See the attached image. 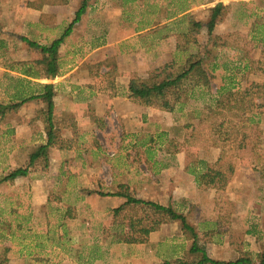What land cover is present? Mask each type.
<instances>
[{
	"label": "rangeland",
	"instance_id": "obj_1",
	"mask_svg": "<svg viewBox=\"0 0 264 264\" xmlns=\"http://www.w3.org/2000/svg\"><path fill=\"white\" fill-rule=\"evenodd\" d=\"M83 1L63 4L61 0H0V104L22 102L41 93L40 84L55 81V77L41 79L22 74L29 66L41 75L46 70L36 65L45 55L22 38L51 45L68 28ZM110 1L122 15L120 28L128 33L143 32L134 40L141 49L134 72L146 75L157 65L173 60L183 64L187 53L177 48L186 41L183 35L190 27V17L203 24L196 27L194 43L203 64L216 65V70L209 71L215 87L230 81L245 89L249 83L264 82V0ZM218 3L226 9L209 34L205 24L211 19V8ZM46 23L54 28L53 32L41 33ZM168 25L172 27L168 36L159 46L151 45L157 33H166ZM105 32L87 33L91 47L106 45V39L98 37ZM113 54L111 50L100 59L83 62L88 54L81 52L79 58L85 65L129 64L127 57ZM57 55L48 58L55 60ZM119 77L121 82L123 73ZM80 86L84 87L82 92L74 90V94H69L67 87L61 95L54 90L59 99L52 100L56 126L48 169L40 159L27 177L0 184V264H81V260L102 264L101 260H114L118 253L126 256L125 262L136 258L140 252L127 250L118 239L138 236L130 233L129 226L138 227L137 222L144 216L151 214L148 219L152 220L156 216L142 206L129 205L114 217L113 209L126 199L104 195L112 193H128L137 199L174 206L197 229L199 245L213 258L228 261L264 252V180L260 167L236 159L229 150L218 165L227 170V163L234 164L228 185L223 190H206L198 185V174L194 173H200V161L215 163L219 149L210 148L209 142H197L179 147L172 155L164 151L169 139L184 141L188 126L197 122L194 113L202 108L201 101H189L182 111L173 113L146 106L112 110L117 102L108 97L109 88L104 91L92 86L98 106H105L100 113L93 107L83 110V104L77 106L75 99L88 93L85 84ZM123 87L121 92L126 91ZM257 104L264 111L263 101ZM47 109L46 103L31 100L0 118V176L28 166L30 154L47 143ZM261 127L264 136V115ZM176 180L188 194L186 201L175 195ZM164 222L161 230L141 238L145 242L159 236L175 238L181 246H191L177 223ZM220 237L232 243L215 244L213 240ZM170 242L165 241L159 250L163 264H170L166 260L173 259V248L180 246Z\"/></svg>",
	"mask_w": 264,
	"mask_h": 264
},
{
	"label": "trees",
	"instance_id": "obj_2",
	"mask_svg": "<svg viewBox=\"0 0 264 264\" xmlns=\"http://www.w3.org/2000/svg\"><path fill=\"white\" fill-rule=\"evenodd\" d=\"M68 0H61L66 4ZM88 1L84 0L80 9L76 12L75 18L68 28L63 32L60 38L54 40L51 45H42L33 42L27 38H22L30 47L37 48L45 57L36 65L45 67V74L34 71L30 66L28 70H23L22 74L26 77L52 79L58 76V67L55 60L48 56L56 54L71 34L72 28L77 24L81 17L86 13ZM54 3V2H53ZM226 9L223 3H218L211 8V19L205 24L209 34L213 33L219 19ZM189 29L185 32V42L178 46L177 50L181 53H187L183 64H175V60L154 68L146 75L133 73L128 86L129 98L142 106L153 107L164 112L173 113L182 111L189 101H201L203 106L195 111L197 120L185 135L183 142L169 139L165 147V153L172 155L173 152L183 145L193 146L200 142L210 143V148L219 149V157L215 163L201 162L200 173L197 183L203 189L223 190L228 185L229 179L235 172V166L227 163V170L218 167L228 151L231 150L236 159L247 161L251 165L260 167V175L264 180V147H263V129L261 127L264 111L258 107V100L264 103V82H252L245 89L237 88L233 82L227 81L222 86L215 87L211 81L209 71L216 70V65L203 64V57L198 54V46L194 43L196 27H202L203 24L195 22L189 17ZM195 49V50H193ZM256 65V64H255ZM108 88H113V82L108 79ZM41 93L33 94L24 98L22 102H14L7 105L0 104L1 120L6 112L18 109L23 103L31 100H38L46 103L47 115L44 119L45 129L47 131L48 141L40 145L29 156V164L26 167H19L7 174L0 176V184L13 182L19 178H25L30 173V168L40 159L43 165L48 169L50 147L53 145L54 128L56 126L52 100L55 97L53 84H40ZM215 89V92H213ZM208 146V147H209ZM126 199V202L113 209V215L116 217L127 206H142L156 216V220L148 219L151 216H144L137 222L138 227L131 224L130 233H138V236H120L119 243L141 244L145 240L141 237L154 233L162 227L165 219L177 223L187 241L192 244L188 250L184 251V257L178 261V264H264V252L256 255L247 254L239 256L233 260H217L209 256L207 251L199 245V234L197 229L189 224L187 216L179 212L172 205H163L155 201H145L132 197L128 193L104 194ZM147 217V218H146ZM145 220V221H144ZM140 234V235H139Z\"/></svg>",
	"mask_w": 264,
	"mask_h": 264
},
{
	"label": "crops",
	"instance_id": "obj_3",
	"mask_svg": "<svg viewBox=\"0 0 264 264\" xmlns=\"http://www.w3.org/2000/svg\"><path fill=\"white\" fill-rule=\"evenodd\" d=\"M109 1L110 0H92L89 3V11L88 12L86 11V13L81 17V20L73 26L71 34L65 39V41L59 48L58 52L54 54V55L58 54L57 56H54L53 58L55 59V64H57L59 73H58V76L55 77L56 78L55 81L52 80L51 83L54 84L55 92L58 93L59 95H61V91L64 89V87H67L69 89V94H74L76 90L78 93L82 89H84V87H81L80 85L85 84L86 86L85 89L88 91V93L85 96H80V97H77V99H75L77 106L79 104H83L81 105L83 110L85 109L89 110L93 107V109H96L97 111H100V113H103L105 106L101 105V108L98 106V103H97L98 100H95L97 98H96V95L94 94L96 92L92 90L93 89L92 86L96 87L97 89H104L105 91V89H107V85L109 81L108 79H110V81L113 82L114 87L112 89L111 88L108 89L107 91L109 95L108 97L112 98L113 100L117 102L114 108H111V109L112 110L121 109L122 111H128L130 109L138 110V109H141L140 107L142 105H139L133 102L129 98L128 86L130 83L131 75L133 73H137V72H134L137 70L135 63L136 61H138L136 60V58L138 56V52L141 50L139 48L140 44L137 43V41L135 42L134 40L138 39L139 35H141V33L143 32L133 33L134 32L133 31V32L128 33L123 28H120L121 24H120L119 17H122V15L120 14V12H118L119 7L116 4L111 5L110 4L111 1L110 2ZM113 14H115L114 17L112 16ZM110 15L112 17L111 19H109ZM124 25L126 24L124 23ZM163 25H167V24H163ZM159 26H161V24H159ZM50 27L51 26L47 25V23L44 24V26L42 25L41 33L49 32V31L53 32L54 28H50ZM170 29H172V27L169 28V25H168V28L165 29L167 30L165 34L157 33L156 37H154L155 40L151 42V45L159 46L164 40L163 38H166V36H168V31H170ZM103 30L106 31L104 35H101L98 37H101L102 38L101 40L106 39L104 43L106 45L98 46V47H91V44H92L91 39L87 37V33H90L91 31H93L95 34H97ZM61 35H59L58 38H60ZM169 35H170V38H172V36L174 35V33H172V30ZM44 36L46 37L48 35L45 34ZM127 44L130 46H128ZM111 50H113L114 52L113 55L118 56V58L123 59L124 57H127L129 64H86L85 65V64L80 63L81 58H79V56L81 52L88 54L83 59V62H84V61H89L88 58L100 59L102 55L109 54ZM115 51L117 53H115ZM103 59H106V58H103ZM157 67H160V65H157L154 68H157ZM120 73H123V78L121 82L119 80ZM120 83L121 85L122 84L124 85L123 90L125 88L126 90L125 92L120 91L121 90ZM55 98L59 99L58 97H55ZM71 99H74V98H71ZM201 162L211 163L210 161L205 160V161H200L198 164H200ZM176 174H178V172ZM173 188L175 191V195H177L178 197H181L182 201H186V198H188V194L184 193L183 185L180 183L179 180H176ZM156 232H154V234ZM165 241L166 242L171 241L170 242L171 245H177V246L180 245L179 248H176V247L173 248V253L171 255L173 259L166 260V261H169L167 263L178 264V261L184 257V251L188 250L190 247L186 248L184 246H181V243L178 244L179 242H177L175 238L167 239V238H162L160 236L149 240V242H144L141 244H128V245L126 244V247H128L126 248L127 250L133 249V250H137L140 252L136 258H131L129 262L124 261L126 257L125 255L118 253L114 260L103 259L99 263H102V264H109V263L110 264H163L161 263L163 256L161 255L159 250L161 248V245ZM213 241L215 244H218V245L224 244V246L227 243L226 241H223V238L221 237L216 238ZM231 243L232 242H229L227 244H231ZM210 257L213 258L212 256ZM213 259L223 260L221 259V257L213 258ZM76 260H80V259L77 258ZM173 261H176V262L174 263ZM80 262L81 264H89L88 263L89 260L88 261L81 260ZM164 264H166V262Z\"/></svg>",
	"mask_w": 264,
	"mask_h": 264
}]
</instances>
